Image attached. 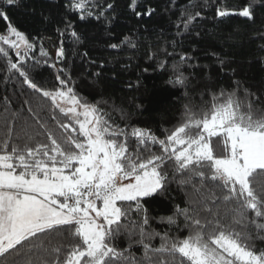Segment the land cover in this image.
Returning <instances> with one entry per match:
<instances>
[{
  "label": "snow or ice",
  "instance_id": "1",
  "mask_svg": "<svg viewBox=\"0 0 264 264\" xmlns=\"http://www.w3.org/2000/svg\"><path fill=\"white\" fill-rule=\"evenodd\" d=\"M162 3L160 14L176 18L144 44L142 71L166 76L163 90L170 103L178 97L172 107L179 115L154 131L131 122L151 95L142 75L125 84L143 90L125 108L105 96L103 61L85 51L81 60L97 70L82 74L79 84L65 63L66 38L74 49L96 39L81 22L95 21L112 38L117 0H0V20L7 22L0 79L17 78L34 94L23 100L27 115L0 97V264H264L258 247L264 245V78L251 75L255 64L264 71V0H245L239 9L214 0V21H244L243 31L232 28L223 37L198 27L207 20L208 0H190L178 13L177 0ZM21 7L44 30L54 26L59 46L51 87L28 70L29 60L33 67L41 61L33 55L37 40L8 14ZM126 8L137 20L158 14V5L140 0H128ZM246 43L255 45L249 59L242 58ZM200 44L211 64L196 62ZM140 47L131 36L106 44L118 51ZM39 55L47 64L42 44ZM155 204L165 213L153 215ZM153 222L166 228L158 231Z\"/></svg>",
  "mask_w": 264,
  "mask_h": 264
},
{
  "label": "trees",
  "instance_id": "2",
  "mask_svg": "<svg viewBox=\"0 0 264 264\" xmlns=\"http://www.w3.org/2000/svg\"><path fill=\"white\" fill-rule=\"evenodd\" d=\"M59 3L60 0H55ZM97 2V0H93ZM128 0H117L118 8L117 13L118 20L111 26L112 28V38L109 39L107 32L103 30H97L93 25H88L81 22V30L87 29L91 34L96 36L95 40L90 41L85 47L74 49L71 42V37L65 39V47L67 60L66 65L68 72L71 74L72 80L77 84L80 83V78L82 74L88 71H96V68L89 67L84 61L81 60V56L85 51L89 52L91 57L97 59L98 62L103 61L105 63V74L109 78L107 82V88L105 91V96L110 97L115 101L117 105H121L125 108L128 107V102L131 97H140L141 92H134L132 89L125 87V84L132 82L134 83L138 75H142L143 83L151 90V95L144 98V104L146 111L142 114L134 113L131 118L132 123H138L140 126H149L154 131L160 127H170L174 123L175 118L179 115V112L172 107V104H179L178 97L171 103L168 101L169 93L163 90L164 80L166 76L161 75L160 71H153L149 68L148 72L144 73L142 70L147 67V61L143 59L144 54V44L147 40H155L154 33L158 32L160 28L167 29L169 27V19H175V15L164 14L161 15L163 9L162 0H140L142 4L151 3L154 6L158 5V14L153 18L149 19L147 17L137 20L132 16L131 12L127 10L126 4ZM190 0H177V6H173V12L178 13L180 9L185 7ZM194 2H200V0H194ZM29 5H34L35 0H27ZM99 3L103 4L104 0H99ZM245 0H224L221 6H227L229 8L239 9L243 6ZM39 9V5H35ZM8 14L11 18V22L14 25L19 26L22 31L26 33H31L32 37L37 40V49L33 53L36 59L40 60L41 63L33 67L34 61H28V70L30 75L35 79L37 83H40L44 87L53 86L55 80L56 69L50 67L52 63L55 62V57L49 51L46 43L47 40H53L56 47L59 46V40L54 32V26H49L48 30H44V27L39 23V18L27 14L26 8H15L8 9ZM214 14V0H208V6L205 11L206 21H202L198 27L200 29H206L209 34L217 33L219 36L223 37L228 34L232 28H239L241 31L244 30V21L242 18L233 17L224 24H220L212 19ZM7 22L0 20V32H3ZM145 28L147 31H145ZM38 34V35H37ZM170 34V33H169ZM124 36H131L133 40L139 39L141 47L139 50H132L130 48H125L124 51L113 50L106 48L107 43H117L122 40ZM40 37L43 39L40 40ZM63 39V38H61ZM43 45L46 51L49 52L50 58L48 63H43V57L39 55V46ZM199 49L198 55L199 60L197 63L208 65L212 63V60L205 52V45H195ZM219 47V45H218ZM255 45L245 44L244 52L242 58H251L252 49ZM227 50V49H226ZM211 52V49L207 50ZM11 55H15L11 53ZM129 57H132L129 60ZM3 63L2 58H0V64ZM64 65H58V67H63ZM125 66H127L125 70ZM4 73L0 72V77H3ZM116 75L120 81L123 83H117L111 78ZM251 75L255 77L258 81L264 78V71H261V67L258 64L253 65ZM87 78V77H86ZM90 79V78H88ZM88 90L81 88V92L86 93ZM7 95L13 101V106L20 108L27 115V106H23L24 99H31L33 93L30 89H27L26 85L20 83L19 79L14 78L13 80L5 83L0 79V97ZM2 107V105H0ZM33 109L36 110V105H32ZM113 118L119 121V113H113ZM3 123V115H0V125ZM30 123L35 127L34 121L30 120ZM219 151V149H217ZM177 200H182V195L177 194ZM153 215L164 214L165 209L159 205L155 204L152 207ZM153 227L158 231H163L166 226L157 224L153 222ZM186 235V231L183 233ZM156 243H159L157 240ZM258 247H264V245H258Z\"/></svg>",
  "mask_w": 264,
  "mask_h": 264
},
{
  "label": "rangeland",
  "instance_id": "3",
  "mask_svg": "<svg viewBox=\"0 0 264 264\" xmlns=\"http://www.w3.org/2000/svg\"><path fill=\"white\" fill-rule=\"evenodd\" d=\"M46 45H47L49 51H50V52L52 53V55L55 57V52H56L57 47H56L54 41L51 40V39H50V40H47Z\"/></svg>",
  "mask_w": 264,
  "mask_h": 264
}]
</instances>
